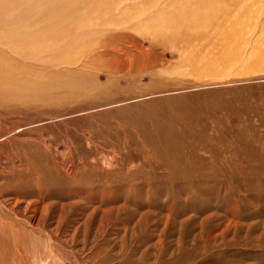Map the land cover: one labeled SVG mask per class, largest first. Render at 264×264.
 <instances>
[{"label": "rangeland", "instance_id": "rangeland-1", "mask_svg": "<svg viewBox=\"0 0 264 264\" xmlns=\"http://www.w3.org/2000/svg\"><path fill=\"white\" fill-rule=\"evenodd\" d=\"M76 1L0 0V57L18 69V96L0 100V264H264V67L183 75L201 51L107 16L96 38L18 52L36 49L51 4ZM9 10L35 17L14 23Z\"/></svg>", "mask_w": 264, "mask_h": 264}, {"label": "bare ground", "instance_id": "bare-ground-1", "mask_svg": "<svg viewBox=\"0 0 264 264\" xmlns=\"http://www.w3.org/2000/svg\"><path fill=\"white\" fill-rule=\"evenodd\" d=\"M139 3H136L134 6L131 5V9L135 7H138L136 10L141 11L140 13H136V10H134V13L136 15V18H133L132 11L125 12L123 9L124 6L131 3L130 0H78L74 2V5H52L54 8L55 13L50 14L46 11V13H49L50 21L51 23L47 22L49 25L47 28L43 26L45 24V17L39 15L42 20L41 27L35 36H31L33 39V42L35 44L36 49H30V45L24 44L22 47L23 49L26 48L25 46H28L26 50H23L20 48L18 51L21 54H30L32 56H35L36 58H40L41 55L46 53H52V48H54L52 45L54 41H56L59 38H62L63 35H66L69 37L70 35H79V33L85 32L88 33V35H91L92 37L96 38V27L101 26L105 24V18L107 16V21L110 23H116L117 26L126 25V24H132L133 20L135 23L137 19L138 27L136 28L137 32L140 34V37H149L151 38L152 42L154 44L160 45V46H170L176 50L179 46L182 51H194V36L192 35L194 32V28L198 27V23L200 22V15H203V11H196V9L193 7L192 4L189 3V0H136ZM191 3L195 4L193 0H190ZM14 2H12L13 4ZM145 4V5H144ZM23 5H12V8L14 9H26L25 7H22ZM4 6H1L2 9ZM8 7V6H6ZM5 7V8H6ZM35 8V6H31ZM254 7V6H253ZM48 8V7H46ZM45 8V10H47ZM42 9V8H41ZM40 10V9H38ZM1 11V10H0ZM10 11V10H9ZM18 11V10H17ZM8 12L6 16H8L10 19L13 17L14 23L16 21H23L29 17L30 19L34 18V14H29L25 17V14L23 11L19 12ZM43 11V10H40ZM117 11L118 15L116 16L112 12ZM44 12V11H43ZM131 12V13H130ZM2 13V11H1ZM44 15V14H43ZM47 15V14H45ZM4 16V14L2 15ZM130 16V17H128ZM2 18V17H1ZM0 18V19H1ZM27 18V19H29ZM37 18V17H36ZM207 23L206 27L209 26V17L207 16ZM3 19V18H2ZM47 19V18H46ZM132 19V20H131ZM34 20V19H33ZM6 21V20H5ZM28 21V20H27ZM3 22V21H2ZM10 22V21H9ZM6 23V22H5ZM46 23V24H47ZM4 24V22H3ZM20 24V23H19ZM40 24V23H39ZM14 26L16 24H13ZM35 25V24H34ZM38 25V24H37ZM36 25V26H37ZM3 26V25H2ZM24 27V26H23ZM22 26L20 28H23ZM40 27V26H39ZM203 24L200 25V28H206ZM7 28V27H6ZM18 28V27H17ZM29 28V27H28ZM27 28V29H28ZM5 29V28H2ZM16 29V27L14 28ZM134 29V28H133ZM18 30V29H17ZM22 30V29H21ZM26 30V29H25ZM23 29V31H25ZM29 30V29H28ZM37 30V29H36ZM7 31V30H6ZM31 31V30H30ZM29 31V32H30ZM135 31V30H133ZM202 31V30H201ZM34 32V31H33ZM100 32V31H99ZM135 31V33H137ZM27 33V32H26ZM4 33L0 32V35H3ZM84 34V33H82ZM81 34V35H82ZM6 38L5 40L12 41L13 46L15 48L16 42H14V39L11 38L10 34H5ZM28 35V34H27ZM192 35V36H191ZM197 35L200 37L204 36V32L198 33ZM21 37V36H20ZM67 38V37H66ZM199 38V37H197ZM22 39V37H21ZM27 39H30V37H27ZM84 39V37H83ZM61 40V39H60ZM68 41V40H67ZM71 41V40H70ZM73 41V40H72ZM76 41V40H75ZM79 41V40H78ZM28 42V41H26ZM69 42V41H68ZM10 43V42H9ZM59 43V40H58ZM64 43V42H63ZM72 43V42H71ZM17 46V45H16ZM169 47V48H171ZM55 49V48H54ZM61 50V49H60ZM67 50V49H66ZM72 50V48H70ZM190 50V51H189ZM203 50V49H202ZM73 52V51H72ZM55 53V52H54ZM62 52H60L61 54ZM202 54H199L201 57L199 58V61L192 64L193 61L192 57H189V59L185 60L188 61L186 70H182L181 72L183 75H194L199 77H219V79L225 78L228 76V71L224 70H218V63L216 64H210V62L213 60V56L210 54H205L204 51L201 52ZM59 54V53H58ZM59 54V55H60ZM68 54V53H67ZM84 54V53H83ZM140 54V53H139ZM141 55V54H140ZM72 56V55H71ZM79 56V54H78ZM190 56H194L192 53H190ZM196 56V55H195ZM31 57V56H30ZM53 57V56H52ZM75 57V56H74ZM181 59V58H180ZM179 59V60H180ZM26 60V59H25ZM28 60V59H27ZM32 60V57H31ZM35 60V59H34ZM131 60V59H130ZM45 61V60H44ZM181 61V60H180ZM28 62V61H26ZM40 62V61H39ZM72 62V61H71ZM37 63V61H36ZM53 63V62H52ZM51 63V64H52ZM125 63V62H124ZM127 64V63H126ZM46 65V64H45ZM48 65V64H47ZM127 67V66H126ZM17 69V66L14 64V61H11L10 59L2 56L0 57V100L1 101H7L8 98L14 97L16 98L17 92L16 85L18 84L17 81L10 82V78L15 79L17 76L15 74ZM174 70V69H173ZM62 71V70H61ZM68 71V70H67ZM176 71V70H175ZM179 71V70H178ZM42 72V71H40ZM69 72V71H68ZM67 72V73H68ZM75 72V71H73ZM180 72V71H179ZM20 73V72H19ZM31 73V72H30ZM64 73V72H63ZM76 73V72H75ZM74 73V74H75ZM35 74V73H33ZM61 74V73H60ZM65 74V73H64ZM174 73H172L173 75ZM26 75H28L26 73ZM48 75V74H47ZM67 75V74H65ZM37 76V75H36ZM68 76H72L69 74ZM75 77H79V75H74ZM179 76V75H178ZM76 77V78H77ZM19 78V77H18ZM22 78V77H21ZM27 78V77H26ZM34 76L28 75L27 81L33 82L35 81ZM39 78V77H38ZM41 78V77H40ZM47 78V77H46ZM51 78V77H50ZM60 78V77H59ZM72 78V77H71ZM69 78V79H71ZM20 79V78H19ZM37 79V78H36ZM45 79V78H44ZM43 79V80H44ZM52 79V78H51ZM22 80V79H21ZM20 80V81H21ZM59 83L61 82L60 79ZM57 80V82H58ZM63 80V79H62ZM49 81V80H48ZM36 82V81H35ZM34 82V83H35ZM50 82V81H49ZM83 82V80H82ZM28 83V82H27ZM40 83V82H39ZM54 83V81H53ZM52 85L55 84L57 86L56 81ZM62 83V82H61ZM60 83V84H61ZM85 83V82H84ZM65 83H63L64 85ZM68 84V83H67ZM37 85V84H36ZM45 85V84H44ZM62 85V84H61ZM66 85V84H65ZM64 85V87H66ZM22 86V84H21ZM26 86V85H25ZM24 86V87H25ZM59 86V85H58ZM29 87V86H28ZM32 87V86H31ZM33 88V87H32ZM49 88V86H48ZM37 89V88H36ZM55 89V88H54ZM28 90V89H27ZM40 90V89H39ZM47 90V89H46ZM49 90V89H48ZM33 91V90H32ZM41 91V90H40ZM51 91V90H50ZM56 91V90H55ZM58 92V91H57ZM60 93L62 91H59ZM23 93V92H22ZM49 93V92H48ZM56 93V92H55ZM47 94V92H46ZM21 95V93H20ZM30 95V94H29ZM40 95V93H39ZM53 96V95H51ZM57 97V96H56ZM31 98V97H29ZM23 101H26L25 98L22 99ZM33 100V99H32ZM13 101V100H12ZM14 102V101H13ZM18 103V101H17ZM20 103V102H19ZM22 103V102H21ZM28 103V102H27ZM34 103V102H33ZM186 103V102H184ZM32 104V103H31ZM35 104V103H34ZM39 104V102H38ZM189 104V103H188ZM201 104V103H200ZM28 105V104H27ZM33 105V104H32ZM37 105V104H36ZM40 105V104H39ZM181 105V104H180ZM190 105V104H189ZM203 105V104H202ZM191 106V105H190ZM206 106V105H205ZM179 107V106H178ZM177 107V108H178ZM183 107V106H182ZM207 107V106H206ZM180 108V107H179ZM185 108V107H184ZM206 109V108H205ZM183 110V109H181ZM186 111V110H185ZM183 111V112H185ZM193 111V110H190ZM215 113V112H214ZM194 115V114H192ZM191 116V115H190ZM192 118V117H191ZM205 118V116H204ZM187 119V118H186ZM206 119V118H205ZM177 121V120H176ZM214 122V121H213ZM175 123V121H174ZM186 123V122H185ZM192 123V122H191ZM216 125V124H215ZM226 125V124H223ZM178 126V124H177ZM173 127V126H172ZM171 127V128H172ZM206 128V126H204ZM159 128V127H158ZM163 128V127H162ZM197 128V127H196ZM161 129V128H159ZM175 130L174 128H172ZM169 130V129H168ZM194 130V129H193ZM217 130V129H215ZM158 131V129H157ZM170 131V130H169ZM182 131V130H181ZM196 131V130H195ZM204 131V130H203ZM244 131V130H243ZM171 132V131H170ZM188 132V131H187ZM191 132V131H190ZM200 132V131H199ZM159 133V132H158ZM194 133V132H193ZM213 133V132H212ZM219 133V132H218ZM223 133V132H222ZM243 133V132H242ZM169 134V133H168ZM187 133H184L186 135ZM202 134V133H201ZM240 134V133H239ZM219 135V134H218ZM171 136V135H170ZM174 137V135H172ZM198 136V135H197ZM233 136V135H232ZM186 137V136H184ZM205 137V136H204ZM228 137V136H227ZM234 137V136H233ZM159 138V136H158ZM161 138V137H160ZM159 138V139H160ZM177 140L178 137H176ZM197 138V137H196ZM202 138V137H201ZM174 139V138H173ZM212 139V138H211ZM163 140V139H162ZM209 142L210 139L208 138ZM183 141V140H182ZM195 141V140H194ZM193 141V142H194ZM199 141V140H198ZM203 141V140H202ZM233 141V140H232ZM175 143V142H174ZM207 143V141H206ZM170 144V143H169ZM235 143H233L234 146ZM199 146V145H198ZM201 146V145H200ZM228 146V145H227ZM192 147V146H191ZM198 148V147H197ZM223 148V147H221ZM225 148V147H224ZM181 149V148H180ZM179 149V151H180ZM232 149V148H231ZM190 150V149H189ZM208 150V149H207ZM227 150V149H226ZM195 151V150H194ZM190 152V151H189ZM222 152V151H221ZM191 153V152H190ZM200 153V151H199ZM202 153V152H201ZM190 155V154H189ZM210 155V154H209ZM217 155V154H216ZM264 159V158H263ZM214 161V160H213ZM259 162V161H258Z\"/></svg>", "mask_w": 264, "mask_h": 264}, {"label": "crops", "instance_id": "crops-1", "mask_svg": "<svg viewBox=\"0 0 264 264\" xmlns=\"http://www.w3.org/2000/svg\"><path fill=\"white\" fill-rule=\"evenodd\" d=\"M193 1L196 3L190 0L189 3L196 11H203V15H200L198 27L193 29L194 51H182L184 55L204 51L214 57L210 64L218 63V70L224 71H230L237 63L244 62L242 75L252 74L264 67V22L261 23L264 0ZM201 24L206 28H200ZM257 28L260 29L258 35L255 34ZM197 31L204 32V36H198ZM253 37L248 51L246 48Z\"/></svg>", "mask_w": 264, "mask_h": 264}]
</instances>
